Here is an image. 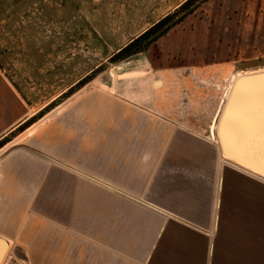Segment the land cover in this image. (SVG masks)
Returning <instances> with one entry per match:
<instances>
[{"label": "crops", "instance_id": "0c3cea01", "mask_svg": "<svg viewBox=\"0 0 264 264\" xmlns=\"http://www.w3.org/2000/svg\"><path fill=\"white\" fill-rule=\"evenodd\" d=\"M26 112L0 71V139ZM148 112L97 100L8 154V249L29 264H264V181Z\"/></svg>", "mask_w": 264, "mask_h": 264}, {"label": "rangeland", "instance_id": "374dc122", "mask_svg": "<svg viewBox=\"0 0 264 264\" xmlns=\"http://www.w3.org/2000/svg\"><path fill=\"white\" fill-rule=\"evenodd\" d=\"M186 1L0 0V71L27 111L0 139V166L11 152L32 150L29 141L46 127L97 100L142 105L167 130L219 147L215 132L233 85L264 72V0L180 8ZM168 16L182 20L144 53L112 62ZM11 247L1 264H29Z\"/></svg>", "mask_w": 264, "mask_h": 264}, {"label": "water", "instance_id": "95a60500", "mask_svg": "<svg viewBox=\"0 0 264 264\" xmlns=\"http://www.w3.org/2000/svg\"><path fill=\"white\" fill-rule=\"evenodd\" d=\"M215 134L226 163L264 181V72L237 79ZM7 250V241L0 238V264Z\"/></svg>", "mask_w": 264, "mask_h": 264}, {"label": "trees", "instance_id": "16d2710c", "mask_svg": "<svg viewBox=\"0 0 264 264\" xmlns=\"http://www.w3.org/2000/svg\"><path fill=\"white\" fill-rule=\"evenodd\" d=\"M198 1H206V0H188L186 1L180 8H187L189 5ZM171 17H166L152 28L145 31L139 37L134 39L124 48H122L113 58L112 62H120L127 58H130L136 54L144 53L148 47L155 42L157 39L165 35L175 24L181 22L182 17L177 21L171 22Z\"/></svg>", "mask_w": 264, "mask_h": 264}, {"label": "bare ground", "instance_id": "6f19581e", "mask_svg": "<svg viewBox=\"0 0 264 264\" xmlns=\"http://www.w3.org/2000/svg\"><path fill=\"white\" fill-rule=\"evenodd\" d=\"M236 80V79H235ZM230 89V88H229ZM228 99V98H227ZM216 133V132H215ZM217 142V141H216ZM227 161L225 158H224V156L222 155V153H221V161ZM230 163H232V164H234L233 162H231L230 161ZM235 165V164H234ZM248 172H250V171H248ZM250 173H252V174H254V175H256V176H258L257 174H255L254 172H250ZM259 178V177H258Z\"/></svg>", "mask_w": 264, "mask_h": 264}]
</instances>
